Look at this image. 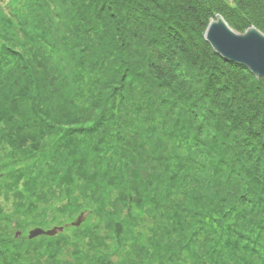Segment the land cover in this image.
I'll list each match as a JSON object with an SVG mask.
<instances>
[{
  "label": "trees",
  "instance_id": "1",
  "mask_svg": "<svg viewBox=\"0 0 264 264\" xmlns=\"http://www.w3.org/2000/svg\"><path fill=\"white\" fill-rule=\"evenodd\" d=\"M216 15L264 34V0H0V264H264V82Z\"/></svg>",
  "mask_w": 264,
  "mask_h": 264
},
{
  "label": "water",
  "instance_id": "2",
  "mask_svg": "<svg viewBox=\"0 0 264 264\" xmlns=\"http://www.w3.org/2000/svg\"><path fill=\"white\" fill-rule=\"evenodd\" d=\"M203 39L220 58L243 66L255 78L264 82V35L257 29L250 27L242 34H238L221 16L216 15L208 23ZM84 220L85 216L81 213L70 225L78 227ZM62 231L63 227H52L48 230L37 227L28 232L27 239L39 236L53 237ZM19 234L20 232H16V236Z\"/></svg>",
  "mask_w": 264,
  "mask_h": 264
},
{
  "label": "rangeland",
  "instance_id": "3",
  "mask_svg": "<svg viewBox=\"0 0 264 264\" xmlns=\"http://www.w3.org/2000/svg\"><path fill=\"white\" fill-rule=\"evenodd\" d=\"M225 2H227V3H229V4H233L234 3V0H224ZM213 20V19H212ZM255 29H257V28H255ZM260 33H262L263 34V32H261L259 29H257ZM234 31V30H233ZM234 32H236V31H234ZM236 33H238V34H242L243 32H236ZM264 35V34H263ZM185 79H187L186 77H185ZM260 135H263L264 136V133H260ZM264 140V139H263ZM14 199H13V202H12V198H9V200L8 201H6V199H5V197H4V195H2V194H0V205H3V206H5V207H10V204L11 205H13L14 204ZM46 203H48V202H46ZM50 204V203H49ZM12 211H13V209H12ZM84 214V216L86 217V213H83ZM54 227H61V226H54ZM35 228V227H34ZM39 228V227H38ZM33 229V228H32ZM50 229V228H49ZM30 231V230H29ZM28 231V232H29Z\"/></svg>",
  "mask_w": 264,
  "mask_h": 264
}]
</instances>
